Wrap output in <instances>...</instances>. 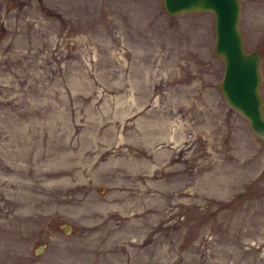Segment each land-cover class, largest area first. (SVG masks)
Listing matches in <instances>:
<instances>
[{
    "label": "rangeland",
    "instance_id": "1",
    "mask_svg": "<svg viewBox=\"0 0 264 264\" xmlns=\"http://www.w3.org/2000/svg\"><path fill=\"white\" fill-rule=\"evenodd\" d=\"M237 25L264 113V0ZM213 38L160 0H0V264H264V138Z\"/></svg>",
    "mask_w": 264,
    "mask_h": 264
},
{
    "label": "water",
    "instance_id": "2",
    "mask_svg": "<svg viewBox=\"0 0 264 264\" xmlns=\"http://www.w3.org/2000/svg\"><path fill=\"white\" fill-rule=\"evenodd\" d=\"M164 11L210 10L213 15V51L222 60L218 83L225 100L247 119L252 131L264 138V113L259 92V56L256 48L245 49L237 25L239 0H160ZM66 230V226H63Z\"/></svg>",
    "mask_w": 264,
    "mask_h": 264
},
{
    "label": "flooded vegetation",
    "instance_id": "3",
    "mask_svg": "<svg viewBox=\"0 0 264 264\" xmlns=\"http://www.w3.org/2000/svg\"><path fill=\"white\" fill-rule=\"evenodd\" d=\"M42 245H44V243L42 242L37 243V245L35 246V250H39V247H42Z\"/></svg>",
    "mask_w": 264,
    "mask_h": 264
}]
</instances>
